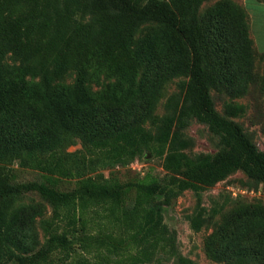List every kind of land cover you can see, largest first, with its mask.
<instances>
[{"label":"trees","instance_id":"trees-1","mask_svg":"<svg viewBox=\"0 0 264 264\" xmlns=\"http://www.w3.org/2000/svg\"><path fill=\"white\" fill-rule=\"evenodd\" d=\"M204 1L0 0V264H148L175 256L162 216L170 200L235 171L264 184V151L233 120L245 106L226 103L221 115L210 95L239 98L255 82L261 54L249 17L228 0L201 14ZM69 72L72 84L64 83ZM174 79H183L178 125L194 119L220 150L188 158L165 151L173 141L166 134L157 152L164 183L105 178L102 170L125 165L146 145L144 126ZM77 141L83 149L67 153ZM14 163L39 178L19 181ZM69 180L76 187L62 190ZM24 194L51 209L43 243L35 223L44 205L17 203ZM204 244L213 261L264 264V205L232 208Z\"/></svg>","mask_w":264,"mask_h":264},{"label":"rangeland","instance_id":"rangeland-1","mask_svg":"<svg viewBox=\"0 0 264 264\" xmlns=\"http://www.w3.org/2000/svg\"><path fill=\"white\" fill-rule=\"evenodd\" d=\"M218 1L221 0H205L199 13L204 14ZM228 1L242 5V0ZM258 1L264 2V0ZM80 20L88 22L87 13H82ZM145 29V26L140 27L136 31L134 39L138 40L142 37ZM256 50L261 54L255 62L254 74L257 78L254 83L248 86L245 95L232 100L227 95L217 93L215 90H211L210 95L216 111L221 115L226 113L224 109L226 103L245 106V112L233 120L242 127L258 149L264 151V92L260 90L264 75V52H259L257 48ZM74 80L75 73L69 72L65 76L64 83L72 84ZM182 80L174 79L165 85L163 97L159 100L154 111L155 121L144 126L146 145L141 148L139 154L123 166L102 170L105 178L110 177L113 173L122 182L138 179L164 183L167 176L163 168L164 155L159 156L157 152L159 141L166 134H170L173 141H167L165 151L174 149L188 158L196 159L204 155H214L220 150L217 140L209 133L208 129L194 119L184 120V127L178 125L181 106L179 84ZM92 89L97 91L100 86L92 84ZM82 149V145L77 141L75 145L67 147L66 152L74 153ZM13 167L18 170L17 176L21 182H31L39 178L38 173L34 170H22L17 163H14ZM75 187V182L70 180L63 181L60 186L64 191L73 190ZM156 199L162 200L163 197L157 196ZM17 203L44 205V215L37 218L35 223L39 240L43 243L45 234L42 221L51 216L50 207L36 194L20 195ZM253 203L264 205V184L248 178L240 171L231 173L223 181L204 191L195 193L187 190L179 193L162 208L163 223L174 235L177 254L175 256L160 254L148 264H178L180 258L184 259L186 264H232L231 262L213 261L206 253L205 239L214 231L226 212L240 204ZM194 224H198L199 228L195 229ZM60 233L67 234L70 239L74 236L63 224H61Z\"/></svg>","mask_w":264,"mask_h":264},{"label":"crops","instance_id":"crops-1","mask_svg":"<svg viewBox=\"0 0 264 264\" xmlns=\"http://www.w3.org/2000/svg\"><path fill=\"white\" fill-rule=\"evenodd\" d=\"M241 4L249 17L250 33L255 47L259 52H264V2L242 0Z\"/></svg>","mask_w":264,"mask_h":264}]
</instances>
